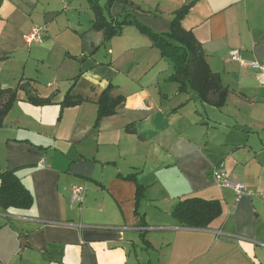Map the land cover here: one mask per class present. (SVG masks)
<instances>
[{
  "label": "crops",
  "instance_id": "0c3cea01",
  "mask_svg": "<svg viewBox=\"0 0 264 264\" xmlns=\"http://www.w3.org/2000/svg\"><path fill=\"white\" fill-rule=\"evenodd\" d=\"M106 2V21L127 23L108 40L89 0H1L0 90L23 88L0 126V175L31 203L0 205V264H264V162L236 136L238 123L264 126V85L229 58L264 60V0ZM187 6L181 27L228 90L220 108L179 92L173 63L135 25L165 34ZM35 27L45 34L27 43ZM106 90L123 100L98 119ZM219 163L244 185L239 199L212 178ZM189 199L221 214L182 225L173 211Z\"/></svg>",
  "mask_w": 264,
  "mask_h": 264
},
{
  "label": "trees",
  "instance_id": "16d2710c",
  "mask_svg": "<svg viewBox=\"0 0 264 264\" xmlns=\"http://www.w3.org/2000/svg\"><path fill=\"white\" fill-rule=\"evenodd\" d=\"M92 9L96 14L95 27L104 30L105 40L119 33L126 22L118 26L112 25L106 21L101 13L102 7L98 6V0H89ZM120 0H107L105 10L108 11L114 3ZM1 4V0H0ZM189 6L184 7L170 22V29L165 34H154L145 26L135 22V25L150 38L154 45L159 49L162 57L169 59L174 65V74L170 78L178 86L181 93L193 92L204 102L211 103L217 108L225 103L228 90L223 86L217 74L212 73L205 61L200 45L195 40L190 31H185L181 27V20L188 12ZM5 56H0V61ZM23 88L19 85L18 89ZM0 90V126L4 122L6 114L13 104L18 100L17 90ZM121 97L113 98L109 91H104L97 104V118L110 116L122 103ZM26 101L41 106L51 102V99H42L37 96L27 95ZM66 101L64 104H72ZM0 205L3 207L18 205L29 206L31 197L29 193L22 188L17 178L10 172L0 175ZM137 199L141 197L138 189ZM221 214V208L218 202L203 201L199 199L184 200L177 204L173 211L174 217L182 224L188 227H204L214 218Z\"/></svg>",
  "mask_w": 264,
  "mask_h": 264
},
{
  "label": "built area",
  "instance_id": "2783aa9c",
  "mask_svg": "<svg viewBox=\"0 0 264 264\" xmlns=\"http://www.w3.org/2000/svg\"><path fill=\"white\" fill-rule=\"evenodd\" d=\"M44 34H45V29L43 27H35L30 31L28 35H26L25 40L27 43L39 41ZM229 58L232 61H238L240 65L243 67H250L256 69L257 70L256 79L260 85H264V60L260 64L247 63L240 59L238 55V51L236 50L230 51ZM212 178L217 184H219L222 187H231L234 190L237 199H239L245 191V187L242 183L228 180L222 164L213 168ZM82 191L83 189L80 187H76V186L72 187L71 200L75 202H81Z\"/></svg>",
  "mask_w": 264,
  "mask_h": 264
},
{
  "label": "rangeland",
  "instance_id": "374dc122",
  "mask_svg": "<svg viewBox=\"0 0 264 264\" xmlns=\"http://www.w3.org/2000/svg\"><path fill=\"white\" fill-rule=\"evenodd\" d=\"M236 136L242 142H249L253 148L252 150L259 154L257 155V160H259L260 163L264 162V126H262V123H238ZM219 149H221V147H219ZM246 150L240 153H245L246 155ZM215 152H220V150H215ZM249 155L251 159L253 153L250 152ZM257 160L253 161V159H251L249 165L253 166V164H256ZM220 164L222 163H219V165ZM223 169L225 173L229 172L227 168L223 167Z\"/></svg>",
  "mask_w": 264,
  "mask_h": 264
}]
</instances>
